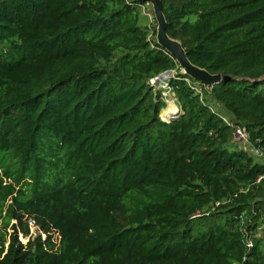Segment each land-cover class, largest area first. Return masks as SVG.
<instances>
[{"label":"trees","instance_id":"trees-1","mask_svg":"<svg viewBox=\"0 0 264 264\" xmlns=\"http://www.w3.org/2000/svg\"><path fill=\"white\" fill-rule=\"evenodd\" d=\"M147 5L0 0V264H264V0Z\"/></svg>","mask_w":264,"mask_h":264},{"label":"water","instance_id":"water-1","mask_svg":"<svg viewBox=\"0 0 264 264\" xmlns=\"http://www.w3.org/2000/svg\"><path fill=\"white\" fill-rule=\"evenodd\" d=\"M151 5L153 18L156 21L155 40L158 45L164 48L173 56L182 73L194 80L205 84L207 87L229 78L228 75L210 73L204 68L193 64L187 57L184 47L178 39L170 37L166 32V19L163 13L162 0H138Z\"/></svg>","mask_w":264,"mask_h":264},{"label":"built area","instance_id":"built-area-1","mask_svg":"<svg viewBox=\"0 0 264 264\" xmlns=\"http://www.w3.org/2000/svg\"><path fill=\"white\" fill-rule=\"evenodd\" d=\"M174 76H175V71L173 69L165 70V71L160 72L157 75H154L153 77H151L148 80V82L153 87L154 90L160 91V95H161L162 99L165 101V103H167V104L172 103L175 106V108L177 109V106L175 104V97L173 96L172 91H171V86L169 85V80L171 78H173ZM194 88L198 92H200V88L198 86H194ZM175 112L173 114H171V116L174 115ZM171 116H169V117H171ZM234 137L239 142L240 141L247 142L246 132L238 126L234 129ZM252 152L256 155H261V152L257 149H253ZM26 221H27L29 227L36 226V223H35L33 218L29 217ZM37 230H38V227H37ZM247 245L250 246L251 242H248Z\"/></svg>","mask_w":264,"mask_h":264},{"label":"rangeland","instance_id":"rangeland-1","mask_svg":"<svg viewBox=\"0 0 264 264\" xmlns=\"http://www.w3.org/2000/svg\"><path fill=\"white\" fill-rule=\"evenodd\" d=\"M151 5H147V7L144 9V22L145 23H150V24H152L153 23V18H152V13H151ZM169 106V103L167 104L166 103V107L164 108V109H162L161 110V112H160V117L161 118H163V119H168L169 118V114H167V110H166V108ZM176 110H178V107H177V109ZM238 144L241 146V147H243V148H245V149H247L248 151H250V148H249V146H248V144H247V142H243V141H238ZM29 232H30V234L32 235V236H34L37 232H38V230H37V227L36 226H34V227H29ZM19 239L23 242V243H25L26 241H27V239H28V236H26V235H23L22 233H20L19 234Z\"/></svg>","mask_w":264,"mask_h":264},{"label":"bare ground","instance_id":"bare-ground-1","mask_svg":"<svg viewBox=\"0 0 264 264\" xmlns=\"http://www.w3.org/2000/svg\"><path fill=\"white\" fill-rule=\"evenodd\" d=\"M175 111H176L175 106L172 103H170L169 107L167 109V114H169V116H171V114H173Z\"/></svg>","mask_w":264,"mask_h":264}]
</instances>
